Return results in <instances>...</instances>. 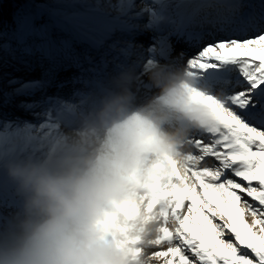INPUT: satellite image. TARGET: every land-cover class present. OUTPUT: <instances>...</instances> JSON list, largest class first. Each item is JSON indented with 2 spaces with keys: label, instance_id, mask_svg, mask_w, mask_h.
I'll use <instances>...</instances> for the list:
<instances>
[{
  "label": "rangeland",
  "instance_id": "374dc122",
  "mask_svg": "<svg viewBox=\"0 0 264 264\" xmlns=\"http://www.w3.org/2000/svg\"><path fill=\"white\" fill-rule=\"evenodd\" d=\"M161 1L9 0L11 5L14 6V25L6 26L3 23V20L5 21L4 17L0 19V154L2 153L8 158L18 154L39 155L37 153L38 146H34L29 139L25 138L23 130L28 125L41 128L43 123H50L47 116L51 113V106H46L45 100H48L52 93L49 88L53 87L54 89V85L59 82L52 81L51 77L48 76H62L70 73L69 78L75 75L84 84L85 80H89V77L108 79L107 74L104 72L108 67L115 69L112 66L113 64L125 65L127 62L128 69L138 71L141 67L138 62L144 60H142L143 56L141 54L149 51L153 46L156 47L157 43L155 36L145 38L146 40L141 37L142 31L139 32L138 39L131 40L132 35L130 33L137 32L139 29L143 32L144 30H153L152 13H157L155 10H159ZM226 2L227 0H210L201 9L203 11L207 9L211 12L210 15L206 13L209 15L206 21L208 20L213 24L214 31L216 30L215 35L224 34L223 25L225 26L233 19L243 17L250 23L256 22L257 18H254V14L261 15L264 12V9L261 8V5H264V0H236L233 5H227ZM2 3H4V0H0V4ZM172 5L173 12L177 10L182 14L176 4ZM237 5L239 7H235ZM220 15L223 16L220 17ZM183 20L185 18H180V21ZM202 20V18L196 19V21ZM22 27L27 30L22 31ZM219 31L220 33H218ZM21 35L24 37L23 41L19 39ZM177 38L180 39L177 46L195 49L193 53L184 56L182 63L186 65V61L196 55L200 47L203 46V42L210 37L207 36L198 42L196 41L195 44H193L194 42L187 43L183 34H178ZM143 39L142 46H139L141 44L140 40ZM94 43L97 46L96 48L93 46ZM25 49L29 50L26 51ZM86 55L89 57L87 60L85 59ZM146 59L149 58L146 57ZM136 60L139 61L136 62ZM98 73H101V75H98ZM189 73V70L184 66L181 70V77L183 78L176 84L187 86V83H189L188 86L196 94L199 86L194 78H190ZM188 78L191 80L184 83L185 79ZM29 84L33 86L23 87ZM62 85L63 83L56 85L55 90L62 87V93H67L68 91ZM80 90L88 91L85 88ZM69 92L72 91L69 90ZM58 99L66 104L69 103L70 106H75L79 102V98L76 99L75 97L66 96L58 97ZM43 100L44 103H42ZM10 103L11 107H9ZM7 104L9 105L7 106ZM171 105L168 102L157 103L155 108H150L151 110L159 109L157 115L161 125L157 120L158 133L174 132L170 128L174 126L170 123L173 119L180 117V110L176 106L171 107ZM150 109L144 113H149ZM142 114L138 115L141 116ZM54 118L57 119L55 116ZM187 127L189 131L184 134L181 143L177 146L176 154L171 153L173 157L179 156L178 159L181 157L190 158L195 149L188 146V138H199L198 132L192 134L194 129L190 126ZM18 129L21 130L19 134L17 133ZM89 129L88 125H80L77 127L76 132L78 135L89 134ZM162 130L165 131L162 132ZM70 131V128L64 127L63 129L64 135L67 136ZM38 132H34L35 140H38L36 139ZM19 141L26 145V148L18 145L17 142ZM46 145L47 143H43L39 147H45ZM44 152L48 153L49 149H45ZM206 162L211 167L218 164L213 157L207 158ZM177 168L179 172H182V163H178ZM184 175L181 178H184ZM184 179L191 183L190 175H187ZM146 190L149 191L145 188L137 191L136 199L144 201ZM148 194H151V192L149 191ZM141 201L138 200L137 202L140 203ZM129 202V199L121 202L109 213L113 218V227L118 243L126 247L131 255V242L141 238L143 239L142 242L131 255L133 264H141V262H144V264H163L162 259L157 255L158 249L167 246L164 242L166 230L174 232L176 228L175 220L171 215L170 204L167 209H164L163 206L166 205L164 201L162 204H157L156 210L153 206L151 213L141 211L139 213L141 219L150 218V215L153 217L158 211L157 223H147L141 226L140 224L136 225V222H134L135 225H131L134 220L133 216H130L131 223L128 224L125 210ZM187 203L189 202L186 201ZM151 204L152 201L147 200L144 206L147 208ZM11 209L12 206L9 204V200L5 199L4 195H0V211L7 212ZM184 211L186 212L187 209L185 208ZM246 219L251 222L250 216H246ZM151 226L155 229L154 233H152V230L149 231ZM149 241H152V243H149Z\"/></svg>",
  "mask_w": 264,
  "mask_h": 264
},
{
  "label": "snow or ice",
  "instance_id": "6c2138e0",
  "mask_svg": "<svg viewBox=\"0 0 264 264\" xmlns=\"http://www.w3.org/2000/svg\"><path fill=\"white\" fill-rule=\"evenodd\" d=\"M152 17L162 18L155 12ZM223 33L186 61L204 114L189 158L191 183L177 177L168 194L176 228L166 230L167 246L158 249L163 264H264V12L256 22L233 19ZM149 51L147 64L157 49ZM159 54H167L165 45ZM30 130H23L29 140ZM206 157L217 166H208Z\"/></svg>",
  "mask_w": 264,
  "mask_h": 264
},
{
  "label": "clouds",
  "instance_id": "9594fccd",
  "mask_svg": "<svg viewBox=\"0 0 264 264\" xmlns=\"http://www.w3.org/2000/svg\"><path fill=\"white\" fill-rule=\"evenodd\" d=\"M163 91L168 103L181 106L178 84ZM127 99L120 95L105 104L99 124L90 126L92 140L69 142L43 157L0 161L19 198L17 207L0 211V264H133L109 213L135 197L145 151L176 154L185 132L158 133L147 118L122 123ZM187 114L202 126L203 105Z\"/></svg>",
  "mask_w": 264,
  "mask_h": 264
},
{
  "label": "bare ground",
  "instance_id": "6f19581e",
  "mask_svg": "<svg viewBox=\"0 0 264 264\" xmlns=\"http://www.w3.org/2000/svg\"><path fill=\"white\" fill-rule=\"evenodd\" d=\"M210 0H192L191 2L189 0H162L159 10L157 11V15L161 16L162 18L153 22L152 18V31H145L143 30L132 32L130 33L132 35L131 40L138 39V36L140 35L139 32L142 31L141 37L150 38L154 37L156 40V53H155V59L151 61L150 64L146 63V57L149 59L152 58L153 53L149 51H145L144 54H141L142 60L138 62L139 60H136L141 67L136 71L135 73L140 74V76L137 78L139 79V83L144 87V89H147L151 87L152 82L155 84V89L161 84H164L163 87L158 88L157 93L153 96H157L161 94H164V87L167 84L171 83H177L179 80H181L183 77H181V70L184 68L185 63H182L184 56H186L188 53H193L194 50L192 48H185V47H179L177 46V42H179V38H177L178 34H183L184 37H186L187 43H195L196 41H200L205 37H211L215 36V31L213 28V24L210 23V21H206L210 15V11L201 10L203 7H205ZM192 3V5H190ZM172 4H176L180 11H182V14L179 13L177 10L173 12L172 10ZM183 8V9H182ZM208 13V14H206ZM223 15H220L222 17ZM185 18V20L180 21V18ZM260 15L254 14V18H257L256 21H258ZM197 18H202V21H196ZM243 18V17H242ZM151 19V18H150ZM219 20V18H217ZM224 27V25H223ZM220 33V31L218 32ZM140 40L141 44L139 46H142V42L144 41ZM146 40V39H145ZM189 40V41H187ZM165 45L167 47V54L165 56H160V48L161 45ZM94 48H96V44L94 43ZM138 59V58H136ZM127 65V62L126 64ZM121 66V64H119ZM30 71V70H27ZM59 75L54 76H48L51 77V79L54 78V80ZM190 78H193V75L189 73ZM190 78L185 79L184 83H187V80H191ZM124 82L129 84L130 80L126 79ZM189 85V83H187ZM135 86V83H133ZM181 86L180 88L183 90V99L180 108V119H179V125H176L178 127H185L187 124H190V127H194L193 132H198V134L201 132V126L194 122L193 118L187 114L191 111V108L193 105L200 104L196 98V94L190 89V86ZM53 87L49 88V91L52 92L55 90ZM93 93L92 94H82L80 93L79 102L77 106H70V104H66L62 102V100H59L57 97H50L48 101H46L45 105L51 106V113L47 116V118L50 120V123L54 124V127L52 128H39L35 125L31 126L30 135L32 136V139L29 141L34 145L38 146L37 153L40 157H43L45 155H48L50 152L59 151L63 148L67 147L69 142H87L89 140L94 139L93 136L89 134H82L78 135L76 132V129L80 125H90V120L88 118V112L94 113L95 110L99 107L98 101L99 98H102L105 94L101 92V88L98 86V84L94 83L93 85ZM130 88V85H128ZM62 88V87H61ZM60 88V89H61ZM58 96H61V94H55ZM114 96L117 97V93H114ZM132 97V94L130 95ZM107 102L110 100H113V97H109L106 95L104 98ZM167 102V98L163 96L159 97L157 100ZM44 103V100L42 101ZM63 104H66L67 107H61ZM171 104V103H170ZM9 104H7L8 106ZM40 105V104H39ZM11 103L10 106L11 107ZM41 106V105H40ZM174 106L173 104L171 107ZM8 107V108H9ZM46 109V108H45ZM7 113V112H5ZM129 115V114H128ZM128 115H126L124 118H126ZM40 116V114H39ZM54 116L57 118L55 120ZM51 117V119L49 118ZM78 117H82L83 120H80L76 122V119ZM147 118L150 120V123H156L157 122V116L154 111H151ZM145 120L144 117H136L131 116V118L127 121H122L123 123L128 122H138ZM149 122V121H148ZM92 123V122H91ZM47 124V123H43ZM157 124V123H156ZM175 126V127H176ZM70 128V134L64 135L63 129ZM73 128V129H72ZM47 129V131H45ZM196 130V131H195ZM38 132L37 138L41 143H39L38 140L34 139V132ZM189 131V130H188ZM187 132V130H186ZM24 134V131H23ZM44 134V136H43ZM192 136V135H191ZM197 137V136H196ZM199 137V136H198ZM194 138V137H193ZM206 141L210 140V137H205ZM43 139V140H42ZM196 139H192V137L188 138V146L195 149ZM45 141V142H44ZM151 141H149L150 143ZM43 143H47L45 147L40 145H43ZM18 145L23 146L26 148V145H24L22 142H17ZM49 149L48 153H45L44 150ZM177 152V151H176ZM0 154V161H6L8 159V156ZM179 155V153H178ZM179 156L173 157L171 153L164 152V151H154L151 148H149L147 151H145L143 155V162L142 166L140 168V173L142 176L141 183L137 189V191H141L144 188L149 189L151 194H148L149 191L146 190V194L144 196V201L142 199H136V197L130 198V202L126 207L125 210V216L127 214L128 217V224L131 223L130 216L134 217V220L132 221L131 225L134 224H140L145 225L147 223L153 224L157 223V214L158 211H156V215L152 217L150 215V218L147 219H141L139 217V213L141 211H146V213H151L153 210V206L156 210L158 203H163L165 201L166 205L164 204V209L168 208L169 205V193L173 191L172 185L173 183H179L180 181L176 179L177 177H180L184 175V178L189 174V167L190 162L189 158H183L181 157L178 159ZM209 157H206V160ZM182 163L183 170L182 172H179V169L177 168V164ZM148 168L153 169L151 173H148L146 170ZM0 195H4L5 199L9 200L10 204L18 205L19 204V198L15 192L14 185L4 172L2 166H0ZM7 197V198H6ZM141 201L138 203L137 201ZM147 200L152 201V204L150 207L144 206L145 202ZM125 201V200H124ZM123 202V201H122ZM121 202L117 205L119 206ZM161 210V209H160ZM134 224V225H135ZM152 230V233L155 232L154 227H150L149 231ZM143 239H136L132 241V250L131 255L135 252L137 249V246L140 245Z\"/></svg>",
  "mask_w": 264,
  "mask_h": 264
},
{
  "label": "trees",
  "instance_id": "16d2710c",
  "mask_svg": "<svg viewBox=\"0 0 264 264\" xmlns=\"http://www.w3.org/2000/svg\"><path fill=\"white\" fill-rule=\"evenodd\" d=\"M17 2V1H16ZM14 6L11 5L9 0H4V3L0 4V19L4 17L5 21L3 20V23L6 26H13L14 25Z\"/></svg>",
  "mask_w": 264,
  "mask_h": 264
},
{
  "label": "water",
  "instance_id": "95a60500",
  "mask_svg": "<svg viewBox=\"0 0 264 264\" xmlns=\"http://www.w3.org/2000/svg\"><path fill=\"white\" fill-rule=\"evenodd\" d=\"M236 0H227L226 4L227 5H233Z\"/></svg>",
  "mask_w": 264,
  "mask_h": 264
}]
</instances>
